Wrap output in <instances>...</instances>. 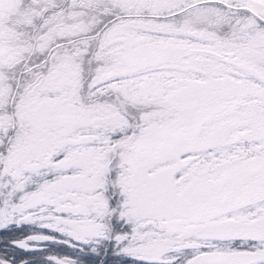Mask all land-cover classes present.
Segmentation results:
<instances>
[{
  "label": "snow or ice",
  "instance_id": "1",
  "mask_svg": "<svg viewBox=\"0 0 264 264\" xmlns=\"http://www.w3.org/2000/svg\"><path fill=\"white\" fill-rule=\"evenodd\" d=\"M0 264H264V0H0Z\"/></svg>",
  "mask_w": 264,
  "mask_h": 264
}]
</instances>
